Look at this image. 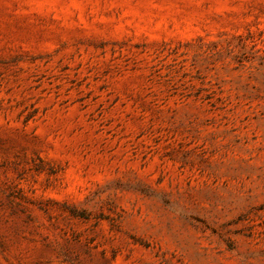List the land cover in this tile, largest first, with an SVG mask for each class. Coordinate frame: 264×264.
<instances>
[{"label":"rangeland","instance_id":"1","mask_svg":"<svg viewBox=\"0 0 264 264\" xmlns=\"http://www.w3.org/2000/svg\"><path fill=\"white\" fill-rule=\"evenodd\" d=\"M0 264H264V0H0Z\"/></svg>","mask_w":264,"mask_h":264}]
</instances>
